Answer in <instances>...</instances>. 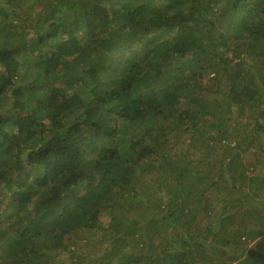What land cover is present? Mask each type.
<instances>
[{"label":"trees","instance_id":"16d2710c","mask_svg":"<svg viewBox=\"0 0 264 264\" xmlns=\"http://www.w3.org/2000/svg\"><path fill=\"white\" fill-rule=\"evenodd\" d=\"M263 169L264 0H0V264H264Z\"/></svg>","mask_w":264,"mask_h":264},{"label":"rangeland","instance_id":"374dc122","mask_svg":"<svg viewBox=\"0 0 264 264\" xmlns=\"http://www.w3.org/2000/svg\"><path fill=\"white\" fill-rule=\"evenodd\" d=\"M256 156H258L254 150H252V152H248L247 155H246V158L244 159V162H248V161H253L255 162L257 159H256ZM264 170V169H263ZM153 179L154 177L153 176H147V177H144L143 178V182H147V183H150L152 184L151 182H153ZM4 193L3 192H0V195H3ZM106 224V223H104ZM95 252V251H94ZM93 252V250H91V253L92 255L96 256V254ZM94 253V254H93Z\"/></svg>","mask_w":264,"mask_h":264}]
</instances>
